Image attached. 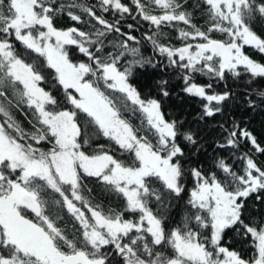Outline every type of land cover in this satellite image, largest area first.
<instances>
[{
  "label": "snow or ice",
  "instance_id": "6c2138e0",
  "mask_svg": "<svg viewBox=\"0 0 264 264\" xmlns=\"http://www.w3.org/2000/svg\"><path fill=\"white\" fill-rule=\"evenodd\" d=\"M186 5L0 0V264H264V217L245 214L249 200L264 203V138L225 121L216 170L193 166L200 138L162 103L179 81L199 119L212 118L236 98L231 80L249 110L264 106V62L246 52L264 57L252 27L264 0H197L203 26ZM62 15L73 26L58 27ZM149 69L161 73L154 95L134 84ZM89 184L123 207L105 211ZM229 231L250 255L225 244Z\"/></svg>",
  "mask_w": 264,
  "mask_h": 264
},
{
  "label": "trees",
  "instance_id": "16d2710c",
  "mask_svg": "<svg viewBox=\"0 0 264 264\" xmlns=\"http://www.w3.org/2000/svg\"><path fill=\"white\" fill-rule=\"evenodd\" d=\"M85 3L92 4L96 3V0H84ZM197 0H187V9L193 16V22L197 26H203L205 21L200 11L193 7ZM86 18V17H85ZM129 23L132 21L129 20ZM57 26L61 28H67L73 26V22L68 19L66 15H62L57 19ZM81 27V25H75ZM183 27V25H180ZM253 30L258 34H264V23L259 19L252 25ZM138 35L139 33H133ZM177 33L172 30H165V36L162 39L170 40L171 43L179 45L180 41L176 39ZM216 38H220V34H215ZM148 50L145 49V52ZM246 52L249 56L253 57L257 61L264 62V57L258 53L252 51L250 48H246ZM161 73H154L151 69L146 72L140 73L138 77L134 80L135 86L141 90L142 93H147L154 95L152 91V83L155 78H157ZM200 82H204V78L200 77ZM174 88L173 93L170 97L163 100V110L168 115L169 118H175L184 121L185 130H192L200 138V151L191 157L192 165L199 166L204 169H210L215 171L214 160L218 156L215 144L221 140V133L219 129V124L229 120H236L238 122L246 125L258 138H264V106H258L253 110H249L248 106L245 104V97L243 95L244 85L243 82L236 83L229 81V87L235 92L236 98L230 102H226L224 112L222 114H217L212 118H205L203 120L199 119L202 114L201 102L197 98H190L180 91L181 83L179 81H173ZM258 87H264V81H261ZM222 90L217 88V91ZM16 119L20 122L21 126L26 130H30L29 117L25 115L23 111L17 112ZM131 122L135 125L138 123L136 118H131ZM244 151H248L247 148ZM223 156V153L219 154ZM258 161L264 162V155L257 156ZM90 188H93L92 198L99 201L103 206L105 211L108 208L120 209L124 205V201L117 197L115 194H105L101 193L99 188L94 187L89 184ZM192 184L186 181V191H190ZM187 200V196H185ZM183 207V202H176L170 208V216L174 220L180 219L181 209ZM55 211V210H54ZM249 217H254L260 219L264 217V203L258 200H249L246 204V213ZM65 220H68L66 213L61 212ZM68 228H71V223L67 224ZM225 244L232 245L237 250L243 249L246 255L251 254L249 244L240 238L237 233L229 231L225 237Z\"/></svg>",
  "mask_w": 264,
  "mask_h": 264
}]
</instances>
